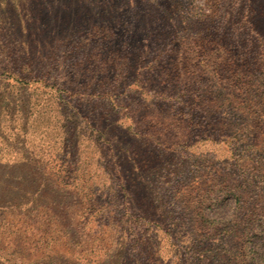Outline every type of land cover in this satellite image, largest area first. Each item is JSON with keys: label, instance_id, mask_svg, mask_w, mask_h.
Returning <instances> with one entry per match:
<instances>
[{"label": "rangeland", "instance_id": "1", "mask_svg": "<svg viewBox=\"0 0 264 264\" xmlns=\"http://www.w3.org/2000/svg\"><path fill=\"white\" fill-rule=\"evenodd\" d=\"M148 1L115 0L111 39L80 36L94 42L62 68L60 101L82 145L115 107L174 151L177 172H162L145 211L106 149L44 160L69 213L0 209V264H264V44L242 23L247 0Z\"/></svg>", "mask_w": 264, "mask_h": 264}, {"label": "trees", "instance_id": "2", "mask_svg": "<svg viewBox=\"0 0 264 264\" xmlns=\"http://www.w3.org/2000/svg\"><path fill=\"white\" fill-rule=\"evenodd\" d=\"M245 3L242 23L264 44V0ZM116 12L115 0H0V209L43 205L67 215L65 188L57 179L46 186V166H39L50 159L72 163L88 146L110 152V172L129 192L130 208L156 209V181L180 165L174 151L124 126L115 107L90 119L82 145L60 101V89H72L62 68L79 65L78 54L94 36L111 39L105 22ZM86 30L93 38L81 45Z\"/></svg>", "mask_w": 264, "mask_h": 264}]
</instances>
